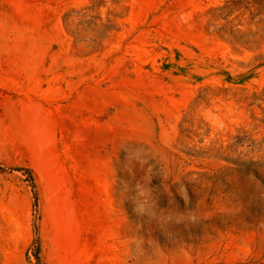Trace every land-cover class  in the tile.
<instances>
[{"label":"rangeland","instance_id":"rangeland-1","mask_svg":"<svg viewBox=\"0 0 264 264\" xmlns=\"http://www.w3.org/2000/svg\"><path fill=\"white\" fill-rule=\"evenodd\" d=\"M0 264H264V0H0Z\"/></svg>","mask_w":264,"mask_h":264}]
</instances>
